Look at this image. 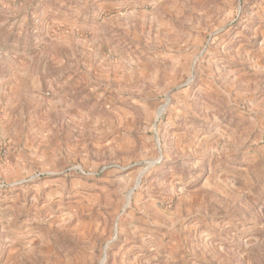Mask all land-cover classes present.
<instances>
[{
    "label": "rangeland",
    "instance_id": "1",
    "mask_svg": "<svg viewBox=\"0 0 264 264\" xmlns=\"http://www.w3.org/2000/svg\"><path fill=\"white\" fill-rule=\"evenodd\" d=\"M0 264H264V0H0Z\"/></svg>",
    "mask_w": 264,
    "mask_h": 264
},
{
    "label": "water",
    "instance_id": "2",
    "mask_svg": "<svg viewBox=\"0 0 264 264\" xmlns=\"http://www.w3.org/2000/svg\"><path fill=\"white\" fill-rule=\"evenodd\" d=\"M152 163H149L148 165H151Z\"/></svg>",
    "mask_w": 264,
    "mask_h": 264
}]
</instances>
